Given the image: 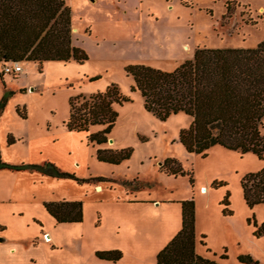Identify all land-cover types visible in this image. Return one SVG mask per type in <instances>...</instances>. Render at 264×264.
<instances>
[{
    "label": "rangeland",
    "instance_id": "1",
    "mask_svg": "<svg viewBox=\"0 0 264 264\" xmlns=\"http://www.w3.org/2000/svg\"><path fill=\"white\" fill-rule=\"evenodd\" d=\"M66 4L71 9L72 43L86 52L88 60L22 62L23 72L4 75L16 92L4 91L0 83V101H6L0 115V161L11 167L50 161L79 178L110 182L77 184L36 171L0 169L2 243L22 245L37 264H155L168 234L179 231L180 203L192 199L198 244L204 236L212 260L224 261L219 257L225 251L227 264H242L239 256L264 264V239L253 236L252 225L253 216L257 224L264 222V205L249 209L240 188L246 174L264 168V158L220 146L211 147L205 157L186 152L178 137L191 118L178 113L160 121L146 112L124 71L127 65L140 64L172 72L200 48H255L264 40V0H66ZM133 41L141 45L140 51ZM111 84L129 99L114 105L118 117L107 136L112 142L100 146L89 142L90 134L102 130L91 127L82 138L70 135L55 142L62 148L57 150L49 137L67 130L69 99L104 92ZM262 127L264 131V119ZM11 139L13 144L8 143ZM64 146L68 164L55 155L64 152ZM98 149L132 152L127 161L112 165L96 159ZM73 160L79 168L70 165ZM166 161L175 162L183 174H167L161 168ZM215 183L225 186L215 188ZM226 192L232 211L228 217L220 205ZM62 200L82 202L81 223L57 224L48 215L43 203ZM110 250L120 251L122 258L110 262L95 256Z\"/></svg>",
    "mask_w": 264,
    "mask_h": 264
},
{
    "label": "trees",
    "instance_id": "2",
    "mask_svg": "<svg viewBox=\"0 0 264 264\" xmlns=\"http://www.w3.org/2000/svg\"><path fill=\"white\" fill-rule=\"evenodd\" d=\"M228 11L230 6H227ZM88 60L86 52L72 43L71 9L66 0H0V63ZM124 71L132 79V92H138L143 108L160 121L183 113L192 120L187 129L179 133V143L188 153L205 157L213 146L235 151L241 155L252 154L264 158V40L255 48H228L195 50L193 57L166 72L150 66L132 64ZM93 80H95L93 78ZM129 99L120 95L115 84L104 92L89 96L76 95L69 99L68 119L64 123L69 132L87 133L91 127L102 130L87 139L97 146L107 142L115 126L118 113L114 105ZM6 101H0V115ZM22 119L26 117L17 111ZM14 143V139L8 142ZM131 149L118 151L98 149L99 162L118 165L127 161ZM36 171L47 177L67 179L77 184L110 182L106 178H79L74 173L62 171L54 163L26 166H9L0 161V169ZM161 168L169 175L183 174L181 167L166 161ZM214 187L225 186L215 183ZM240 188L245 205L252 209L264 205V168L246 174ZM220 205L224 216H232L229 193ZM48 215L57 224L81 223V201L43 203ZM181 228L157 253L155 264H220L199 256L195 252V204L185 200L180 203ZM248 223L250 220L247 221ZM253 236L264 237V222L257 224L252 217ZM205 237H201L200 244ZM226 252L219 257L226 260ZM104 261L117 262L122 258L118 250L96 252ZM242 264H258L249 256H239Z\"/></svg>",
    "mask_w": 264,
    "mask_h": 264
},
{
    "label": "crops",
    "instance_id": "3",
    "mask_svg": "<svg viewBox=\"0 0 264 264\" xmlns=\"http://www.w3.org/2000/svg\"><path fill=\"white\" fill-rule=\"evenodd\" d=\"M133 44L137 45L139 47V51H140V46L141 45L136 44V42H134V41H133ZM30 63H33V62H30ZM45 63H48V62H45ZM0 83L3 85L4 91H8L10 93L16 92V90L14 89L15 87L11 86L12 83H13L12 80H10L9 78H7L6 76H4L2 74H0ZM83 134L84 133H74V132H67V130H61L60 132H57L54 135H51V137H49V138L52 141L51 144L53 145V144H55V142H60L61 141V143H62L63 141H66V139H68V137H70V135H75V136H78V137L82 138ZM80 140L82 141V139H80ZM29 144H30L31 147L34 146L33 145V139H31L29 141ZM83 145H84V143H83ZM35 146H37V145L35 144ZM53 146H55V145H53ZM55 147L57 148V150H60V149L62 150V148H60V149L58 148L59 145H56ZM63 151L64 152L56 153L55 155L60 157L64 162H66L68 164V157H69L68 153H69V151H68V149H66V147H65V149ZM64 153H66V154H64ZM38 155L42 156V153H39ZM77 162H78L77 160H73L70 163V165L71 166L75 165L76 168H79L80 165ZM95 188H98L97 190H100V185L96 186ZM180 228H181V210H180L179 230H180ZM176 232L177 231H175V229H174L168 234V236H167L168 242L176 235ZM1 236L2 235L0 234V237ZM260 239H264V237H260ZM198 241L199 240H197V237H196V246H195L196 254H198L199 256H201L203 258L211 259L208 256L209 249L207 248V246H205V245L202 246L201 244H198ZM2 242H4V240L0 239V264H37V262L34 259H32V258H34L33 255L26 254L23 251L25 248L24 247H20L22 245H16L15 243H12V242L11 243H7V244H3ZM18 247H19V249H17ZM29 247H31V246L29 245ZM205 247H206V250H205ZM17 250L19 251L18 253H17ZM217 262L220 263V264H227L226 260L220 261V262L217 261ZM257 262H258V264H260L259 261H257Z\"/></svg>",
    "mask_w": 264,
    "mask_h": 264
},
{
    "label": "built area",
    "instance_id": "4",
    "mask_svg": "<svg viewBox=\"0 0 264 264\" xmlns=\"http://www.w3.org/2000/svg\"><path fill=\"white\" fill-rule=\"evenodd\" d=\"M1 65L2 71L0 74L2 75H12V77H16L22 72L21 62H4L1 63Z\"/></svg>",
    "mask_w": 264,
    "mask_h": 264
},
{
    "label": "water",
    "instance_id": "5",
    "mask_svg": "<svg viewBox=\"0 0 264 264\" xmlns=\"http://www.w3.org/2000/svg\"><path fill=\"white\" fill-rule=\"evenodd\" d=\"M93 0H91V2H92ZM112 141L111 140H108V143H111Z\"/></svg>",
    "mask_w": 264,
    "mask_h": 264
}]
</instances>
